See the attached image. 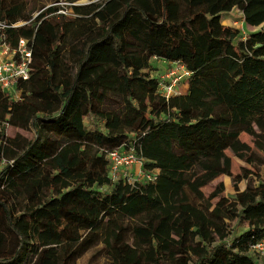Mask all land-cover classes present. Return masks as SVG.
<instances>
[{
  "label": "trees",
  "instance_id": "trees-1",
  "mask_svg": "<svg viewBox=\"0 0 264 264\" xmlns=\"http://www.w3.org/2000/svg\"><path fill=\"white\" fill-rule=\"evenodd\" d=\"M43 6L0 0V20L22 22L6 40L32 49L19 97L0 89V264H74L95 247L110 264H260L249 249L264 239V28L243 37L220 19L238 8L258 26L264 0H95L33 14ZM152 57L187 68L184 93L159 92ZM115 148L151 177L113 180ZM226 150L255 171L232 174ZM222 173L246 188L212 205L201 187ZM233 220L246 228L231 234Z\"/></svg>",
  "mask_w": 264,
  "mask_h": 264
},
{
  "label": "rangeland",
  "instance_id": "rangeland-1",
  "mask_svg": "<svg viewBox=\"0 0 264 264\" xmlns=\"http://www.w3.org/2000/svg\"><path fill=\"white\" fill-rule=\"evenodd\" d=\"M27 3L32 4L35 2V4L44 2V6L38 10H35L33 12L34 15H36L40 10L43 8L49 6V5H58L59 7H62L63 10H65L66 15H74L72 12V9L70 8L71 4L75 5H83V4H89L95 0H74L73 2H70L68 0H58L56 2H53V0H25ZM242 13L238 8H233V10H230L228 13L223 14L221 16V23L226 25H231L235 27V24L240 26V21L242 20ZM237 22V23H236ZM264 28V22L261 23L258 26H251L246 24L245 22L242 23V27L239 29V36H246L247 34L263 29ZM173 65H170L167 61L158 58V57H152L150 59V69L149 73L151 76L157 77L159 80L163 77V75L167 72L168 69L173 68ZM179 73V72H178ZM186 83L185 78H182L179 82V85L176 87V93H179L183 91V84ZM84 124L88 129H92L94 126H98L102 128V122L98 119H93L91 116L84 117ZM5 134L7 136H16V135H22L23 137L30 138L33 136L34 131L31 127H28L26 129H19L15 127H11L9 125H6L5 128ZM239 138L248 144L252 145L253 137L249 134L242 132L239 135ZM123 149V148H121ZM253 149L259 153L254 147ZM225 154L229 155L231 158V172L232 174L242 173L241 167L244 166L247 169L251 171H255V168H253L250 164L243 161L236 155H234L231 151L226 150L224 152ZM260 154V153H259ZM3 164V162H0V166ZM121 170L126 171V177H129L130 181H133V178H139L140 179H146L151 177V174H147L142 170L141 167V161L137 160L133 164L129 166L122 167ZM123 171V172H124ZM123 172H120L118 175V178H123ZM154 173V172H153ZM251 175V174H249ZM253 178L255 179L254 184L256 183V177L253 173ZM246 179H241L236 185H233L232 183V175L222 173L214 178L210 179L206 184H204L201 187V190L203 191L205 197L212 203V205H219V206H225L230 202L233 201H239L236 198V195L238 192L243 191L246 188ZM241 200H244L241 198ZM231 226V234H239L241 231H243L246 228L245 223H239L237 220H233L230 222ZM97 247L91 248L88 251H86L81 257H79L74 264H110L109 261L101 254H97L96 251ZM256 261L258 263H264V257H258L256 258Z\"/></svg>",
  "mask_w": 264,
  "mask_h": 264
},
{
  "label": "built area",
  "instance_id": "built-area-1",
  "mask_svg": "<svg viewBox=\"0 0 264 264\" xmlns=\"http://www.w3.org/2000/svg\"><path fill=\"white\" fill-rule=\"evenodd\" d=\"M57 12L65 13V10L59 9ZM242 23L243 20L240 21V26L235 24V27L240 29ZM19 24H22V22L9 25L0 20V89L8 93L12 99L19 97L16 85L20 80H26L29 77L32 61V49L26 38L20 37L14 45L6 40L3 29ZM173 66L159 80L158 90L165 97L176 94V87L181 79L188 78L190 75V72L182 63L175 62ZM105 156L109 160L110 176L113 180L118 179L119 173L124 171L121 170L122 167L125 168V166L127 167L137 161L131 150L121 148L107 150ZM123 176L125 178L126 171L123 172ZM125 179L130 181L129 177ZM134 180H139V178H134ZM249 253L255 260L258 257H264V239L251 245Z\"/></svg>",
  "mask_w": 264,
  "mask_h": 264
},
{
  "label": "crops",
  "instance_id": "crops-1",
  "mask_svg": "<svg viewBox=\"0 0 264 264\" xmlns=\"http://www.w3.org/2000/svg\"><path fill=\"white\" fill-rule=\"evenodd\" d=\"M233 10V9H232ZM226 13H228V12H225V13H222L221 14V16L223 15V14H226ZM164 60V59H163ZM166 61V60H165ZM168 63H170V65H173V64H175V62H169V61H167ZM185 80H186V83H184L183 84V91H181V92H179V93H184L185 91H186V89H187V78H185ZM134 179V178H133Z\"/></svg>",
  "mask_w": 264,
  "mask_h": 264
}]
</instances>
